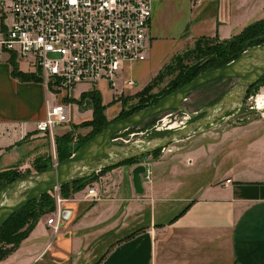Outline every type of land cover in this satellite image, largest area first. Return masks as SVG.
Segmentation results:
<instances>
[{"label": "crops", "instance_id": "1", "mask_svg": "<svg viewBox=\"0 0 264 264\" xmlns=\"http://www.w3.org/2000/svg\"><path fill=\"white\" fill-rule=\"evenodd\" d=\"M261 20L264 0H156L148 59L125 65L121 77L137 86L124 97L144 90L196 40H228ZM18 65L26 74L36 70ZM93 90L115 100L106 84L80 85L73 100ZM48 101L62 102L43 82L19 79L10 62H0V163L15 142L49 138L36 131ZM74 108L76 125L92 119L93 104L71 102L72 122ZM262 109L264 97L256 105ZM254 122L202 132L144 162L95 173V182L62 205L69 214L56 235L41 217L0 264H264V125ZM141 163L148 171L139 196L131 172ZM91 188L96 202L87 199Z\"/></svg>", "mask_w": 264, "mask_h": 264}, {"label": "built area", "instance_id": "2", "mask_svg": "<svg viewBox=\"0 0 264 264\" xmlns=\"http://www.w3.org/2000/svg\"><path fill=\"white\" fill-rule=\"evenodd\" d=\"M155 1L0 0V62L15 57L31 63L41 71L46 88L62 100L55 105L48 101L38 133L54 139L56 130L70 124L71 100L80 85L96 89L106 84L117 100L137 86L121 76L127 63L148 59ZM56 190L54 217L47 222L54 235L61 230L67 201ZM87 199L99 200L97 190L89 189Z\"/></svg>", "mask_w": 264, "mask_h": 264}, {"label": "rangeland", "instance_id": "3", "mask_svg": "<svg viewBox=\"0 0 264 264\" xmlns=\"http://www.w3.org/2000/svg\"><path fill=\"white\" fill-rule=\"evenodd\" d=\"M259 29L257 33L245 34L240 40H237L238 42H234L235 40L233 39H228V45H224L223 41L219 38L194 42L165 68L163 74L152 83L151 87L134 95L112 101L109 92L104 93V90L102 93L103 99L108 103L106 110L103 111V115L106 118L104 124L110 125L123 120L128 117V115L143 109L141 107V109L135 110L140 103H143V106L146 105L143 100H146L148 104L155 103L168 94L169 91H171L170 89L176 84H182L187 81L189 84V82L195 80L200 75L220 69L230 62L233 57L237 56L239 53H244V50L247 52L257 44L264 45V26ZM16 62L18 64V61ZM36 72L37 70H35L34 73ZM236 84H238L237 79L229 78L207 83L195 89L190 94L187 101L183 103V107L190 113H199L218 103ZM90 92H88L87 98L82 100L81 104L84 103L85 105L89 104L92 106L91 103H87V100L90 99L91 95H95V93L92 92V94H90ZM260 97H264V79L251 89L245 104L237 114L228 113L231 115L227 114L223 120L217 123L218 125L216 124L214 127H209L204 132L216 133L220 132L223 127L253 122L254 120L255 124L264 125V110H256L257 100ZM108 108L109 113L106 115ZM233 114L234 116H232ZM73 115V122L71 120L68 126L55 131V137L66 136L65 139L59 140L60 142L58 144L57 142L55 143V138L51 139L49 137L39 139L40 137L33 134L31 140L28 138L15 142L10 147L3 150L4 152L1 154H3L4 159L0 163V172H9V174H12V179L18 176L24 177L53 169L61 163V158L66 157V155L70 153L73 155L78 150V144L81 140L83 138L84 140L88 139L95 133L93 131L96 128V124H89L92 119L85 121L86 123L82 122L76 125V118L78 117L76 108L73 110ZM230 116L232 117L227 119ZM191 121L192 119L189 117V114L182 110L163 113L134 128L117 134L115 138L119 140L115 141L114 144L125 146L135 142L151 140L177 131L188 125ZM169 126L171 128L175 126V129L170 130L168 129ZM179 142H175L171 145L178 146ZM180 144L183 145L185 143ZM52 192L51 196L57 195V190ZM62 198L67 199L63 196ZM54 212L55 211L49 212L45 216H47V218L54 217ZM177 213L178 211H176L175 214ZM7 248L6 245L0 244V252Z\"/></svg>", "mask_w": 264, "mask_h": 264}, {"label": "water", "instance_id": "4", "mask_svg": "<svg viewBox=\"0 0 264 264\" xmlns=\"http://www.w3.org/2000/svg\"><path fill=\"white\" fill-rule=\"evenodd\" d=\"M263 77L264 46H258L248 50L227 66L198 76L189 84L163 98L156 105L112 123L55 168L28 175L4 192L0 197V232L13 215L23 210L29 203L40 200L43 195L56 190L65 183L90 177L104 169L131 160L144 162L147 155L154 154L175 142L198 135L209 127H214L228 113L237 114L245 104L251 89ZM225 78L237 79L238 84L218 103L199 113H190L183 107V103L187 101L195 89ZM177 110L188 113L190 118H196L204 113L205 116L177 131L151 140L125 146L114 144L117 134L134 128L157 115ZM131 173L132 185L136 195H144L143 177L147 174V166L142 163L138 164ZM68 214L69 212L64 211L63 218H68Z\"/></svg>", "mask_w": 264, "mask_h": 264}, {"label": "trees", "instance_id": "5", "mask_svg": "<svg viewBox=\"0 0 264 264\" xmlns=\"http://www.w3.org/2000/svg\"><path fill=\"white\" fill-rule=\"evenodd\" d=\"M263 26H264V20L255 22L254 24L245 28L240 35L231 38V40L233 39V40H235L234 42H238L237 40H240L245 34L257 33L260 30L259 28H262ZM207 39H211V38H201V39L196 40L195 42L200 41V40H207ZM228 43H229V40H223L224 45H228ZM258 46H264V45L257 44L255 46H253L252 48H255ZM243 52L245 53L246 50H244ZM244 53H239L237 56L233 57L231 59V61L228 62L223 67H225L228 64L232 63L233 61L237 60ZM180 54H182V53H180ZM180 54H178L176 57H174V59L177 58ZM11 64L13 67V74L17 78L22 79V80H31V81H36V82H38V81L43 82L42 74H41V71L39 69L37 70L36 73L26 74L20 70V68L16 62L15 57H13L11 59ZM223 67H221V68H223ZM165 68L160 72V74L157 76V78L155 80H157L163 74ZM263 79H264V77L262 78V80ZM152 83L149 86H147L146 88L151 87ZM187 84H188V81L184 82L182 84H179V83L176 84L175 86H173L170 89L171 91H169V93L166 94L163 98H165L169 94L177 91L178 89L182 88L183 86H185ZM92 92L95 93L96 96L91 95V97H90V100L92 101V104H93V118L89 124L90 125L96 124V128L93 131L95 133L92 134L88 139L84 140V138H83L81 140V142L78 144V149L83 147L89 140H91L93 137H95L96 135L103 132L106 128H108L111 125V124L110 125L104 124V121H106V118L103 115V111L106 110V106L103 104V99H102L101 94L97 90L91 91L90 94H92ZM87 94L88 93L83 94L80 100H71V102L81 104L82 100L84 98H87V96H88ZM163 98H161L157 102L151 103V104H148L146 100H143L144 104H146V105L143 106V103H140L139 106H137L135 108V110H139V109H141V107L144 109V108L156 105ZM131 115H128V117ZM168 129H170V130L175 129V126H172V128L169 126ZM65 137H66L65 135L61 136V137H55V143L57 142V144H58L60 142L59 140H63V139H65ZM160 152H161V150L155 152L154 155L158 154ZM71 156H72V154L70 153L69 155H66V157L61 158L60 160H61V162H63L66 159H69ZM127 163L132 164V163H137V162L135 160H131L128 162H124L121 165L127 164ZM103 171H106V169H104ZM38 173H40V172H38ZM25 177L26 176H24V177L18 176L15 179H12V174H9V172H7V171L0 172V187H1L0 197L2 196V194L4 192H6L9 188H11L16 182H18L19 180H21ZM94 178H95V174H93L87 178L77 179V180H74V181H71V182H68V183L61 185L60 186L61 197L63 196V197L68 198L71 196V194L86 188L94 180ZM5 184H8V185H5ZM51 193H53V192L51 191V192L43 195L40 200H35V201L29 203L23 210H21L20 212H18L15 215H13L8 220V222L4 225V227L2 228V230L0 232V244H4L8 248L5 249L4 251L0 252L1 253L0 260H3L4 258H6L7 256H9L10 254H12L13 252L16 251V249L20 246V244L33 231V229L35 228L36 224L38 223V221L40 220L41 217L45 216L49 212L55 211V209H56V195L51 196Z\"/></svg>", "mask_w": 264, "mask_h": 264}, {"label": "flooded vegetation", "instance_id": "6", "mask_svg": "<svg viewBox=\"0 0 264 264\" xmlns=\"http://www.w3.org/2000/svg\"><path fill=\"white\" fill-rule=\"evenodd\" d=\"M230 115H231V114H230ZM204 116H205V113H204V114H201V115H199V116H197L196 118H191L192 121H191L190 123H192V122H194V121H197V120L203 118ZM190 123H188V124H190Z\"/></svg>", "mask_w": 264, "mask_h": 264}, {"label": "bare ground", "instance_id": "7", "mask_svg": "<svg viewBox=\"0 0 264 264\" xmlns=\"http://www.w3.org/2000/svg\"><path fill=\"white\" fill-rule=\"evenodd\" d=\"M261 99H262V97H260L258 100H260V101H261ZM258 100H257V101H258ZM261 108H262V107H261ZM263 110H264V109H262V111H263Z\"/></svg>", "mask_w": 264, "mask_h": 264}]
</instances>
